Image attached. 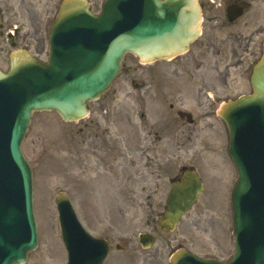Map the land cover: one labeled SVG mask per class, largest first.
I'll return each mask as SVG.
<instances>
[{
  "label": "rangeland",
  "instance_id": "374dc122",
  "mask_svg": "<svg viewBox=\"0 0 264 264\" xmlns=\"http://www.w3.org/2000/svg\"><path fill=\"white\" fill-rule=\"evenodd\" d=\"M253 1L234 26H224L226 22L220 16L213 37L216 35L218 41H223L228 39L229 31H240L244 45H249L251 37L250 48L258 51V41L262 44L264 39V0ZM59 2L2 0L0 32L16 25L13 42L28 46L38 58L46 59L50 29L47 24L54 20ZM89 2L93 12H98L103 0ZM209 16L205 12L204 33L213 29ZM234 39L229 37L223 44L227 46ZM11 50L10 42L1 37L0 67L4 71ZM251 55L244 54L227 71L225 58L216 63L214 56H207L206 75L215 78L213 83L219 84L217 91L211 90L210 84L202 86L199 76L185 72L187 67L183 70L181 61L179 68L175 60L141 65L128 55L108 92L89 104L88 119L65 123L54 112L35 113L22 149L32 168L39 245L25 264H63L54 204L59 191L68 195L78 218L85 219L89 227L95 221L102 228L109 214L115 228L124 232L131 221L129 217L157 214L156 209L164 204L170 190L169 179L177 176L182 166L195 168L205 190L189 212L198 228L184 234L183 223L180 235L189 239V247L197 254L225 259L233 250L230 190L236 173L226 153L227 131L216 111L220 101L250 94L251 70L245 68ZM195 64L188 67L197 68ZM215 67L222 71L220 78ZM223 77L225 85L220 80ZM206 92L213 95L215 103H209ZM178 111L190 114L193 122L187 123ZM95 121L100 128H110L106 140L115 137L114 164L110 169L106 155L102 158L88 152L96 134ZM83 125L88 134L81 148L83 136L79 129ZM81 162L85 165L82 173ZM104 198L113 200L110 205L121 206L108 211L110 207L103 203ZM137 256L136 264H141L143 255Z\"/></svg>",
  "mask_w": 264,
  "mask_h": 264
},
{
  "label": "water",
  "instance_id": "95a60500",
  "mask_svg": "<svg viewBox=\"0 0 264 264\" xmlns=\"http://www.w3.org/2000/svg\"><path fill=\"white\" fill-rule=\"evenodd\" d=\"M200 16L197 0H105L97 16L86 0H63L48 63L21 51L11 54L8 72L0 71V264L22 263L36 246L31 172L20 147L31 114L54 110L63 121L81 119L86 102L109 88L126 53L140 62L179 55L197 37ZM250 83V96L218 112L238 171L231 196L236 253L229 264H264V46ZM183 180L174 184L167 218L160 222L169 229L202 191L193 173ZM55 202L68 264L90 263L93 242L80 233L65 195L59 193ZM81 239L88 243L84 250ZM99 255L102 259L104 251ZM185 264L220 263L190 259Z\"/></svg>",
  "mask_w": 264,
  "mask_h": 264
},
{
  "label": "flooded vegetation",
  "instance_id": "af4514ba",
  "mask_svg": "<svg viewBox=\"0 0 264 264\" xmlns=\"http://www.w3.org/2000/svg\"><path fill=\"white\" fill-rule=\"evenodd\" d=\"M2 0H0L1 2ZM203 12H208L211 14L209 16L208 21L211 22V29L208 33H204L203 38L194 42L189 50L185 53V55L180 56L178 59H182L181 67L184 71L199 76L202 79V86L208 84L210 81L215 80L212 76H207V70L200 71L199 68L205 69V60L207 56H214L216 63L220 60L226 61L225 70L234 65L236 60L241 59L244 54L254 53L253 49L250 48L251 37H249L250 42L248 46L244 45V37L242 34L237 31H229L227 33V40L218 41L217 36L213 37V30L215 29L216 20L219 17L221 11L227 10L229 6L232 5H241L244 2L242 0H211L212 3L207 0H200ZM1 13V11H0ZM207 19H205L206 21ZM236 24V23H235ZM228 25V26H234ZM234 35H232V34ZM229 37H234V41L232 40L229 45L225 46L224 42L229 40ZM197 68L191 69L188 67L190 64L196 65ZM217 74L220 75L222 71H218ZM208 79V81H206ZM223 81L225 83V77H223ZM83 125L80 127L79 132L82 134V140L79 142L81 148L84 147L85 140L87 138L88 132L85 131ZM96 134L92 136L91 142L88 146L89 151L92 155L100 154L103 158V155H106L109 159L107 167L112 168L114 164V152H115V138L106 140L105 135L110 132L108 126L105 128H100V124L98 121H95ZM101 143L99 144V142ZM106 146V148H105ZM84 150H82L83 152ZM100 162V160H99ZM107 210L109 211L111 208L116 205H110L113 200H108ZM144 204V203H139ZM150 207L151 204H145ZM121 206V205H117ZM143 205H139L142 207ZM159 208L162 205L158 206ZM157 210V214H146L140 215L138 217H129V225L126 228V231L119 232L121 230H117L115 228L114 222L111 219V215H107L108 221H105V226H101L93 221L91 225V229H88L90 233L96 238H101L106 241L108 245V255L103 264H136L139 257L137 256L139 253L142 254L141 264H169V257L176 250L180 249L183 245L187 244V239H180V225L176 227V229L169 233L160 230L157 227V221L161 219L162 215L159 213V209ZM124 221V220H123ZM185 229L189 232V229L198 228V225L195 221L188 218L185 222ZM138 228H144L146 233H149L153 237L152 246L149 249L142 250L140 245L134 240V235L137 232ZM140 233H138L139 235ZM143 244H146L145 242Z\"/></svg>",
  "mask_w": 264,
  "mask_h": 264
}]
</instances>
